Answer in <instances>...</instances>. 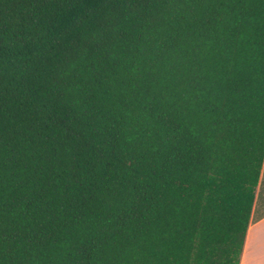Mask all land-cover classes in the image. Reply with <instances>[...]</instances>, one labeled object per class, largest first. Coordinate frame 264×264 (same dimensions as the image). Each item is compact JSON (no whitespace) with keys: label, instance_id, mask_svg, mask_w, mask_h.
Masks as SVG:
<instances>
[{"label":"trees","instance_id":"1","mask_svg":"<svg viewBox=\"0 0 264 264\" xmlns=\"http://www.w3.org/2000/svg\"><path fill=\"white\" fill-rule=\"evenodd\" d=\"M264 163V0H0V264H235Z\"/></svg>","mask_w":264,"mask_h":264},{"label":"crops","instance_id":"2","mask_svg":"<svg viewBox=\"0 0 264 264\" xmlns=\"http://www.w3.org/2000/svg\"><path fill=\"white\" fill-rule=\"evenodd\" d=\"M264 234V163L260 180L256 189V198L251 216V223L247 231L248 244L255 246Z\"/></svg>","mask_w":264,"mask_h":264},{"label":"clouds","instance_id":"3","mask_svg":"<svg viewBox=\"0 0 264 264\" xmlns=\"http://www.w3.org/2000/svg\"><path fill=\"white\" fill-rule=\"evenodd\" d=\"M235 264H264V234L255 246L248 244L247 235L244 237L235 259Z\"/></svg>","mask_w":264,"mask_h":264}]
</instances>
